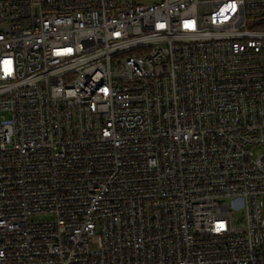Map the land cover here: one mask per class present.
I'll use <instances>...</instances> for the list:
<instances>
[{"label":"built area","instance_id":"built-area-1","mask_svg":"<svg viewBox=\"0 0 264 264\" xmlns=\"http://www.w3.org/2000/svg\"><path fill=\"white\" fill-rule=\"evenodd\" d=\"M0 264H264V0H0Z\"/></svg>","mask_w":264,"mask_h":264},{"label":"rangeland","instance_id":"rangeland-1","mask_svg":"<svg viewBox=\"0 0 264 264\" xmlns=\"http://www.w3.org/2000/svg\"><path fill=\"white\" fill-rule=\"evenodd\" d=\"M234 217L236 218V219H238V218H240L243 214L241 213V211L240 210H237V211H235L234 212ZM45 218H50L49 216H44ZM44 217H37V219H43Z\"/></svg>","mask_w":264,"mask_h":264}]
</instances>
